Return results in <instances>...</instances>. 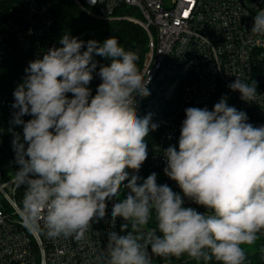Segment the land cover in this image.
I'll use <instances>...</instances> for the list:
<instances>
[{
    "label": "clouds",
    "instance_id": "1",
    "mask_svg": "<svg viewBox=\"0 0 264 264\" xmlns=\"http://www.w3.org/2000/svg\"><path fill=\"white\" fill-rule=\"evenodd\" d=\"M92 4H96L90 0ZM103 3V0H100ZM252 33L264 35V10L254 17ZM59 48L29 63L27 76L14 91V123L23 125L12 141L16 179L26 189L23 223L49 238L86 237L113 204L111 223L124 220L120 232L108 233L102 264H152L153 256L187 254L218 264H245L242 245L264 233V126L247 122V114L222 97L210 111L188 107L178 148L164 150V173L183 196L207 211L185 207L181 195L157 174L141 180L148 156L145 138L156 124L140 117L135 95H150L138 68V54L126 51L113 36L102 44L63 35ZM94 55L109 61L99 68L101 83L93 96L88 87L97 68ZM228 87L241 99L258 100L255 82L240 76ZM71 94L69 96L68 94ZM24 115L32 119L22 120ZM146 234L127 232L147 225ZM150 249V252H149Z\"/></svg>",
    "mask_w": 264,
    "mask_h": 264
},
{
    "label": "built area",
    "instance_id": "2",
    "mask_svg": "<svg viewBox=\"0 0 264 264\" xmlns=\"http://www.w3.org/2000/svg\"><path fill=\"white\" fill-rule=\"evenodd\" d=\"M89 17L99 22L129 21L139 25L148 42L141 73L150 81V95L136 94L140 117L151 114L145 143L148 156L138 173L141 180L153 172L158 184H167L181 195L185 207L194 202L183 196L177 183L165 173L164 150L178 148L180 129L188 107L212 110L222 97L227 104L247 114L255 127L264 126V35L252 33L254 17L264 10V0H73ZM53 19L46 0H0V53L18 47L30 59H42L51 47ZM240 76L255 82L258 100L241 99L228 85ZM15 172L0 168V264H102L108 233L120 232L124 220L111 223L112 207L128 194L121 189L107 201L106 216L93 223L86 237L49 238L32 232L22 220L26 191ZM205 213V212H200ZM155 216L147 225L127 232L146 234L155 228ZM264 238V233H260ZM150 252V249H149ZM157 256H153L152 264ZM202 260H161L158 264H189Z\"/></svg>",
    "mask_w": 264,
    "mask_h": 264
},
{
    "label": "trees",
    "instance_id": "3",
    "mask_svg": "<svg viewBox=\"0 0 264 264\" xmlns=\"http://www.w3.org/2000/svg\"><path fill=\"white\" fill-rule=\"evenodd\" d=\"M50 4L51 16L53 19V28L51 35V48H59L62 45L60 40L63 35L76 37L81 41L96 40L103 43L107 38L115 36L120 45L126 51H132L138 54L137 62L141 70L143 58L147 50L148 38L145 31L137 24L129 21L99 22L87 16L73 0H46ZM94 62L97 68L93 72V80L88 87L92 95L96 94L98 85L102 82L98 72L102 65H107L109 61L103 57L94 55ZM31 62L30 59L18 47L0 53V168L5 172H12L19 166L15 161V151L12 141L16 134L23 137V125L14 123V115L19 110L13 108L15 103L14 91L22 84L27 76L26 69ZM71 96V94H68ZM32 119L30 115H24L22 120L25 122ZM195 205L198 212L207 210L200 205ZM156 226V222H155ZM245 249L247 260L245 264H264V238L258 234L257 240L252 245H242ZM161 257V256H160ZM187 254L180 257L168 256L161 257L163 260L171 262L187 259ZM202 264H218L215 259L205 261ZM189 264H196L191 261Z\"/></svg>",
    "mask_w": 264,
    "mask_h": 264
},
{
    "label": "rangeland",
    "instance_id": "4",
    "mask_svg": "<svg viewBox=\"0 0 264 264\" xmlns=\"http://www.w3.org/2000/svg\"><path fill=\"white\" fill-rule=\"evenodd\" d=\"M18 169H15V170H13L12 172H15L14 173V176H16V171H17ZM161 260H163L160 256H157V259H156V261L154 262V264H158L159 263V261H161Z\"/></svg>",
    "mask_w": 264,
    "mask_h": 264
}]
</instances>
